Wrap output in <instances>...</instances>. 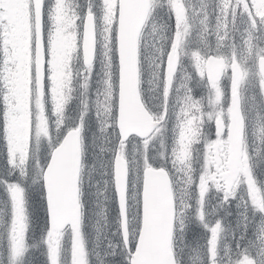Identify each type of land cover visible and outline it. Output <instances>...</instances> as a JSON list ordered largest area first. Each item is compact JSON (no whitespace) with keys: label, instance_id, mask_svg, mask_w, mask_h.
<instances>
[{"label":"snow or ice","instance_id":"obj_1","mask_svg":"<svg viewBox=\"0 0 264 264\" xmlns=\"http://www.w3.org/2000/svg\"><path fill=\"white\" fill-rule=\"evenodd\" d=\"M0 264H264V0H0Z\"/></svg>","mask_w":264,"mask_h":264}]
</instances>
